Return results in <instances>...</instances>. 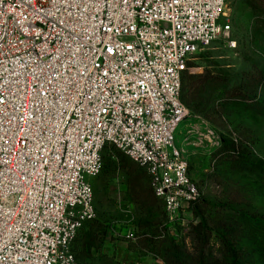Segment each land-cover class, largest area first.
I'll return each mask as SVG.
<instances>
[{
  "label": "built area",
  "instance_id": "built-area-1",
  "mask_svg": "<svg viewBox=\"0 0 264 264\" xmlns=\"http://www.w3.org/2000/svg\"><path fill=\"white\" fill-rule=\"evenodd\" d=\"M227 0H0V264H82L93 182L113 145L175 223L201 192L175 148L186 63ZM185 220V219H183Z\"/></svg>",
  "mask_w": 264,
  "mask_h": 264
},
{
  "label": "rangeland",
  "instance_id": "rangeland-1",
  "mask_svg": "<svg viewBox=\"0 0 264 264\" xmlns=\"http://www.w3.org/2000/svg\"><path fill=\"white\" fill-rule=\"evenodd\" d=\"M225 21L230 35L191 57L183 72L212 74L205 109L186 106L175 136L202 200L169 223L147 171L108 147L107 169L93 183L95 218L70 245L80 263L165 264L171 242L193 250L194 227L206 219L215 254L233 249L242 264H264V0H227Z\"/></svg>",
  "mask_w": 264,
  "mask_h": 264
},
{
  "label": "trees",
  "instance_id": "trees-1",
  "mask_svg": "<svg viewBox=\"0 0 264 264\" xmlns=\"http://www.w3.org/2000/svg\"><path fill=\"white\" fill-rule=\"evenodd\" d=\"M254 3L261 5L256 1ZM211 79L212 74L209 71H206L205 74L198 77H194L188 73L184 74L182 78V101L185 106H188L190 111L198 112L205 109L203 107L204 100L201 98V96L206 94L208 89L211 87ZM110 146L116 148L113 145H109L104 149V151ZM110 156L111 155H109V157ZM108 162L109 161L106 160L104 165L102 162L101 173L104 171V169H107ZM201 200L202 199L199 201ZM89 223H87L84 228H86ZM218 223L222 224V220H219ZM225 223L226 222H224V227H226ZM193 231V250L190 252L179 245H175L174 242H171L169 248L164 249L163 259L165 264H242V253L236 250H225L219 252L218 254H215L212 251L211 242L213 239V229L209 226V223L206 219H203L196 227H194ZM220 242L223 246H227L225 237L222 236L220 238Z\"/></svg>",
  "mask_w": 264,
  "mask_h": 264
}]
</instances>
